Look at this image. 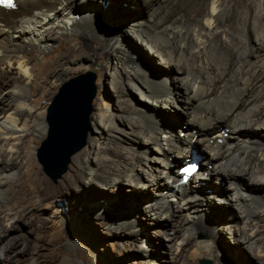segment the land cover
Returning a JSON list of instances; mask_svg holds the SVG:
<instances>
[{
  "label": "bare ground",
  "instance_id": "1",
  "mask_svg": "<svg viewBox=\"0 0 264 264\" xmlns=\"http://www.w3.org/2000/svg\"><path fill=\"white\" fill-rule=\"evenodd\" d=\"M106 1L11 0L9 5L0 0V209L7 207L0 210V243L8 242L5 233L16 228L13 216L25 223L32 215L26 190L13 189L24 179L33 187L40 182L42 203L85 187L108 191L121 182L133 186L161 180L167 190L151 212L167 217L182 204L194 208V199L195 210L200 211L211 202L194 189L224 176L234 193L230 202L225 197L219 200L235 202L241 209L235 231L238 242L253 245L254 256L264 263V194L259 192L264 186V135H248L245 142L238 137L252 130L264 132V0H164L152 8L145 20L121 34L164 66L156 78L117 35H105L98 10L88 9ZM118 8L117 3L105 4L120 22ZM62 43L68 44L67 49L46 65L28 56L30 51L44 53ZM95 64L100 104L92 122L106 142L95 143L90 135L93 151L73 159L71 173L58 187L67 190L55 192L37 167L29 168L23 161V154L29 142L36 148L46 137L45 103L63 82ZM109 86L118 104L112 113H104L101 103ZM181 95L193 110L198 107L188 131H175L156 114L157 105L176 106L183 101ZM131 135L140 142L142 156L133 146L117 145ZM194 145L208 151L203 163ZM193 151L204 165L196 163L193 175L199 171L182 181ZM15 202L25 205L18 212L8 208ZM195 217L188 216V226H193ZM211 244H196L190 256L218 261L217 247ZM1 247L0 259L8 260V253L15 250L12 241Z\"/></svg>",
  "mask_w": 264,
  "mask_h": 264
},
{
  "label": "rangeland",
  "instance_id": "2",
  "mask_svg": "<svg viewBox=\"0 0 264 264\" xmlns=\"http://www.w3.org/2000/svg\"><path fill=\"white\" fill-rule=\"evenodd\" d=\"M163 1H106V3H117L118 10H120L123 17L120 22L115 19L111 12L105 9L106 3L95 2V4H91L92 7H88V9L98 10L99 18L105 24V35H110L113 32L122 42L124 41L125 49L133 57L141 60L148 74L155 78L165 70L164 66L156 57H152L144 47L138 44L133 45L129 38L124 37L121 32L127 31L131 25L145 20L146 16L152 11L151 9L158 8ZM67 47V43H62L54 50L45 51L44 53L30 51L28 56L37 59L41 65H46L61 55ZM44 55L47 58H44ZM103 56H105L104 52ZM41 65L36 69L38 70ZM98 68L99 65L95 64L94 69L76 74L63 82L56 91L57 94L64 83L80 75L90 73L95 76V94L88 116L86 145L70 158L66 173L53 181L44 172L43 167L37 160V151L42 141L36 148L35 145L29 142L23 154V161L28 162L29 168L37 167L38 172L48 180L50 188L55 192L67 190L58 187L71 173L73 159L85 151H93L91 136L95 139V143L104 144L106 142L105 137L100 134L101 132H96L92 122V116L97 112L96 104H100ZM167 74L172 75L169 71H167ZM127 97L132 103H136L132 96ZM183 97L181 95L183 101H180L176 106H169L170 108L163 107L162 104L157 105V116L161 118L164 124L171 126L175 131H188L189 120L194 118L198 110V107L193 110L191 105H186ZM53 98L45 103L46 110H44V113L47 120V110ZM113 98V90L109 86L107 91L105 90L104 102L101 103L104 113L115 111L118 103ZM117 125L120 126V123ZM185 126H187L186 129ZM257 132L264 135L263 131L252 130L250 133L238 136L239 142L246 139L248 135L255 136ZM47 136L48 132L44 140ZM234 136L237 137L235 134ZM128 137L124 136L117 145L123 147L133 146L135 153L142 156L140 142L137 137L135 138L132 135ZM194 149L203 157V163L206 160V154L208 156V151L204 152L200 148L198 149V145H194ZM154 154L156 153L153 152L151 155ZM202 166L200 164L201 168ZM34 173L31 174L34 175ZM212 178L203 186L201 185L200 188L194 189L196 195L206 196L207 201L211 203L206 204L200 211L196 212L195 208H198V202L194 199L192 201L194 203H191L194 208L188 204H182L169 212L168 218L151 212L156 202H162L167 190L166 184L161 180L150 182L143 180L142 184H134L133 186L121 182L108 191L85 187L78 192L72 193L70 191L63 197H55L42 203L38 192L40 182L35 181L34 184L36 185L34 187L37 188H34L31 181L24 179L19 187L15 186L13 189L16 191L26 190L25 194L28 193L30 197V212H32V215L25 223L17 221V218L13 216L14 214L12 215L14 219L11 223L16 228L5 233L8 242H5L4 239L0 245H2V249L12 241L15 250L8 253V260L0 259V264H78V262L86 264H203V262L209 264H264L254 256L253 245H243L238 242V236L235 235V231L238 229L236 225L239 219V211L241 212L238 204L224 202L225 199L219 200L225 197L230 202L234 187L224 176L218 179ZM209 192L210 195L218 194L219 197L209 199ZM259 192L264 194V186L260 187ZM22 205L25 204L20 202L16 204L15 202L8 208L18 212ZM6 209L7 207H3L0 210L5 211ZM188 216H197L194 219L193 226H188ZM198 243H212L211 245L217 247L219 263L212 258H192L189 251Z\"/></svg>",
  "mask_w": 264,
  "mask_h": 264
},
{
  "label": "water",
  "instance_id": "3",
  "mask_svg": "<svg viewBox=\"0 0 264 264\" xmlns=\"http://www.w3.org/2000/svg\"><path fill=\"white\" fill-rule=\"evenodd\" d=\"M94 81L95 76L90 73L69 80L48 107V136L37 151V160L53 181L66 173L70 158L86 145Z\"/></svg>",
  "mask_w": 264,
  "mask_h": 264
},
{
  "label": "snow or ice",
  "instance_id": "4",
  "mask_svg": "<svg viewBox=\"0 0 264 264\" xmlns=\"http://www.w3.org/2000/svg\"><path fill=\"white\" fill-rule=\"evenodd\" d=\"M9 5H11V0H8Z\"/></svg>",
  "mask_w": 264,
  "mask_h": 264
}]
</instances>
